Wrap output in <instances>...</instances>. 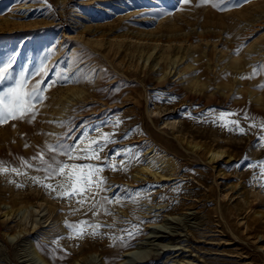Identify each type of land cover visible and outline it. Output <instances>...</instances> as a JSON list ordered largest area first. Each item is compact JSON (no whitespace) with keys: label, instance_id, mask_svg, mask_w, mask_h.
Masks as SVG:
<instances>
[{"label":"rangeland","instance_id":"1","mask_svg":"<svg viewBox=\"0 0 264 264\" xmlns=\"http://www.w3.org/2000/svg\"><path fill=\"white\" fill-rule=\"evenodd\" d=\"M231 3L239 6H228V0H0V62L14 58L13 76L28 75L29 88L41 80L31 75L41 64L48 70L41 86L56 81L36 106L34 121L0 124V160L15 165L17 157L31 158L53 140L48 133L67 131L60 121H72L70 135L76 139L100 126L102 132L115 131L117 141L100 153L102 158L117 149L135 154L116 158L117 164H127L126 170L103 172L113 186L106 195L121 188L147 194L138 205L124 204L128 214L113 204L114 217L96 218L115 222L112 231L122 241L67 239L66 218L92 217L67 215L69 206L59 199L64 219L47 227L43 237L37 233L42 224L32 229L31 219L47 211L39 217L38 211H19L28 222L14 228L24 230L19 238L4 234L12 231L8 226L13 222H0V264H45L31 254L27 235L51 250L60 264H103L104 256L114 264H264V206L243 195L249 182L264 190V176L260 169L236 167L246 154L252 162L264 159V148L256 143L258 130L229 131L205 115L209 109L236 113L228 119H239L246 129L251 120L242 119L245 112L264 119V88L259 87L264 71L241 79L253 66L264 65V0ZM234 61L242 69H231ZM174 120L180 131L169 129L167 122ZM214 134L220 137L221 156L210 160L192 146L213 144ZM90 136L97 133L90 131ZM152 148L171 158L175 169L161 178H134V169ZM10 179L24 186L0 176V198L10 187L42 209L37 189L43 188L25 183L23 176ZM5 207L0 203V216ZM123 228L134 235L119 231Z\"/></svg>","mask_w":264,"mask_h":264},{"label":"snow or ice","instance_id":"2","mask_svg":"<svg viewBox=\"0 0 264 264\" xmlns=\"http://www.w3.org/2000/svg\"><path fill=\"white\" fill-rule=\"evenodd\" d=\"M180 2L188 3L189 0H180ZM201 2L206 4L210 0H201ZM221 2L223 3L224 0H221ZM213 6L217 7L216 4H213ZM228 6L237 7L239 5L232 4L231 0H228ZM221 10L223 9L221 8ZM14 64V58H10L6 63L0 62V86L8 85L7 87H0V124H4L9 120L24 121L28 119L29 123L34 121L38 114L36 106L43 103L46 98L44 93L56 83V81H50L48 84H44L43 87L41 86L48 71L47 66L41 64L35 72L31 73L32 76H41V80H37L29 88L28 75L21 73L14 78L12 71ZM261 71H264V65L253 66L252 73L248 77H241V79L254 78ZM64 79L67 80L68 78L65 77ZM9 81L11 83H8ZM259 87L264 88V84L259 85ZM205 115L206 118H210L212 123L228 128L229 131H238L240 134H247L253 128H256L258 130L257 146L264 148V143H262L264 141V119L258 121L245 112L242 119L245 121L251 120L246 129L240 127L239 119H228L231 116L238 115L236 113L217 112V110L209 109L208 114ZM118 124L119 121L113 122V129L118 127ZM58 126L67 128V131L59 135L48 133L47 135L52 136L53 140L51 142L46 141L31 158L17 157L19 163L15 165L9 161L0 160V176L8 179L9 183H15L17 187H22L24 184L16 183L10 177L13 174L23 176L25 183L30 182L39 186L52 198L65 201L69 206L67 213L69 216L81 214L87 217L91 213L92 218L90 219H80L74 222L65 219L64 227L67 229V239L82 240L85 237L107 236L111 240L122 241L123 237H117L115 232L112 231L115 228V222L107 224L96 218L101 215L113 216L114 213L109 207L113 204L124 206L125 203L131 202L138 205L141 199L147 198V194H142L138 190L121 188L109 197L106 193L112 191L113 186L107 184V180L102 174L106 169L112 171L126 170L127 164L123 160L117 164L115 162L116 158L130 153L129 158H132L135 154L131 152V149H117L113 150L110 156L106 153L102 158L100 153L109 144L117 143L113 138L116 135L115 131L111 133L102 132L100 126H95L91 130L83 131L81 137L76 139L70 135L74 127L71 120L60 121ZM90 131H95L97 136L95 138L91 137ZM25 147H28V145L25 144ZM135 158L138 159V157ZM80 160L89 162H75ZM241 166L260 169L259 174L264 176V159L252 162L246 154L243 161L236 165V167ZM26 169L33 170L37 175H29ZM51 181H55V183ZM132 227L135 228L136 225H132ZM101 229L108 231L102 232ZM119 231L127 233L129 237L134 235L127 228L119 229ZM63 238L65 237L60 239ZM53 243L58 244L59 241Z\"/></svg>","mask_w":264,"mask_h":264},{"label":"bare ground","instance_id":"3","mask_svg":"<svg viewBox=\"0 0 264 264\" xmlns=\"http://www.w3.org/2000/svg\"><path fill=\"white\" fill-rule=\"evenodd\" d=\"M175 29V28H174ZM189 45V44H188ZM157 44L154 46L156 47ZM192 49V48H191ZM192 51V50H191ZM192 59H195L194 54L192 55ZM241 63V62H240ZM239 62L234 61L232 65H230L231 69H234L235 71L239 70L241 68ZM186 66H191V63H187ZM242 69V68H241ZM233 71V70H231ZM207 84V83H206ZM202 86H205L203 83ZM227 87V86H225ZM252 96V95H251ZM254 97V96H253ZM252 97V98H253ZM256 98V97H254ZM259 99V98H256ZM260 101V99H259ZM167 125L171 131H180V125L174 120V121H168ZM219 136V135H218ZM220 138V137H219ZM219 138L217 135L214 134V137L212 138L213 144H210L208 146H201L198 144H194L192 148H201L203 154H207L208 158L210 160H215L218 157L221 156V150L219 147L221 146V142L219 141ZM224 152V151H222ZM255 147H252L250 149V154H255ZM151 153V154H150ZM162 152H157L156 149L152 148L143 158L142 162L138 165L137 169H134V173L132 176L134 178H143L144 176H151L154 178H161L167 175H171V172L175 169L174 161L171 158H168L166 155H161ZM113 185V184H112ZM2 187V185H1ZM7 187V186H6ZM3 188V187H2ZM17 189H12L10 187L7 188V192L3 194V197L0 198V203H3L6 205L3 214L0 216V222L4 224H8L9 222H13L14 224L8 226L9 229L12 231H7L4 234L10 235L11 238H19L21 233L24 230H17L15 231V227H19L22 225H26L28 222L25 218H21L18 216L19 211L22 213L26 211L30 214L31 212L38 211V214L35 216L39 217V213H41L44 209L47 213L42 212L41 216L33 221L31 224V228L35 229L37 225L42 224L41 231L37 232L38 235H43L47 232L46 228L51 226L55 227L57 223H55L58 219H64V211L62 209H58L59 205H61V202L59 203L57 200L52 198V196L48 195L44 190L37 189L39 192V199H38V206L42 207V209L36 208L31 204V200L24 198V196L19 192L16 191ZM243 195L245 200L251 201V200H257L262 206H264V190L257 188L256 185L253 182H249L244 186ZM116 207V206H115ZM120 210L128 214L129 212V206H118ZM117 207V208H118ZM53 211L57 212V216L54 215L50 217V215L53 213ZM66 213V212H65ZM116 215V214H115ZM132 215V214H131ZM264 216V213L262 214ZM27 217V216H26ZM114 217V216H113ZM129 217V216H128ZM99 219V218H98ZM42 220V221H41ZM30 222V221H29ZM34 222V223H33ZM50 224V225H49ZM252 224V223H251ZM52 231H55V229ZM50 232V231H49ZM24 236V235H23ZM27 239L30 240L31 243V254H34L35 256H38L41 261H43L45 264H60L59 261L55 260V254L48 248H46L43 244L35 245L33 244V238L27 235ZM26 237V236H25ZM41 237V236H40ZM33 255V256H34ZM125 257V256H124ZM39 260V261H40ZM103 264H114V260L109 258L108 256L103 257ZM121 264V263H120Z\"/></svg>","mask_w":264,"mask_h":264}]
</instances>
